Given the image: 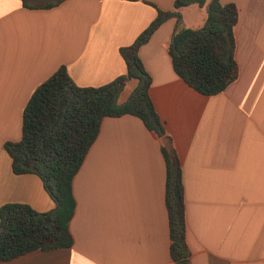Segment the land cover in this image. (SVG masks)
<instances>
[{"label":"crops","instance_id":"obj_1","mask_svg":"<svg viewBox=\"0 0 264 264\" xmlns=\"http://www.w3.org/2000/svg\"><path fill=\"white\" fill-rule=\"evenodd\" d=\"M25 1L34 8L0 0V208L25 204L44 213L56 204L43 181L15 174L4 148L21 140L33 92L61 66L80 87L125 75L121 48L175 0H65L50 9ZM222 2L239 11L238 79L213 96L191 88L168 53L177 19L164 22L139 57L165 136L133 115L105 118L73 180V246L0 264H173L163 146L182 165L191 264H264V0ZM179 12L187 28L207 17L198 5Z\"/></svg>","mask_w":264,"mask_h":264},{"label":"trees","instance_id":"obj_2","mask_svg":"<svg viewBox=\"0 0 264 264\" xmlns=\"http://www.w3.org/2000/svg\"><path fill=\"white\" fill-rule=\"evenodd\" d=\"M37 8L50 9L65 0H38ZM24 5L29 8L28 2ZM198 5L207 9L200 29L184 27L179 9ZM177 24L168 48L175 73L197 92L213 96L224 92L239 76L235 60L234 28L239 11L222 0H175L173 10L158 9L151 25L120 53L127 73L101 87H80L61 66L39 85L26 104L22 116V138L7 141L6 152L17 175L35 174L56 206L39 213L25 204H6L0 208V262L10 261L35 250L50 251L73 246L70 224L77 202L73 180L107 117L133 115L145 127L165 136L163 123L150 96L152 79L139 57V49L168 19ZM137 86L124 103L119 96L128 81ZM166 165L165 201L169 217L170 255L173 264H191L182 165L177 154L162 147Z\"/></svg>","mask_w":264,"mask_h":264},{"label":"rangeland","instance_id":"obj_3","mask_svg":"<svg viewBox=\"0 0 264 264\" xmlns=\"http://www.w3.org/2000/svg\"><path fill=\"white\" fill-rule=\"evenodd\" d=\"M206 19L207 17H205L204 22L201 24L200 20H198V18H195V20H198V21L194 23L193 25L194 27H190V28L195 29V30L202 28L206 23ZM136 86H137V82L135 80H132L131 84H129L126 88H124V90L120 94L119 103H124L126 100H128L132 92L135 90Z\"/></svg>","mask_w":264,"mask_h":264}]
</instances>
